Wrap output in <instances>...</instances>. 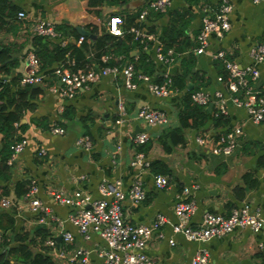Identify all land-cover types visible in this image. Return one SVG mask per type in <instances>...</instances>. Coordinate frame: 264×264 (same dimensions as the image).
Here are the masks:
<instances>
[{
  "label": "crops",
  "instance_id": "0c3cea01",
  "mask_svg": "<svg viewBox=\"0 0 264 264\" xmlns=\"http://www.w3.org/2000/svg\"><path fill=\"white\" fill-rule=\"evenodd\" d=\"M10 1L17 6L18 12H24L25 17L15 16V31L11 30L9 22L0 27V48L4 46L9 49V59L4 64L17 61L0 76L10 87V93H15L20 87L38 88L29 90L28 97L33 107L23 112L20 125H24V128H18L14 133L16 138L13 143L19 141L17 138H24L27 144L11 165L7 164L6 171L0 174V209L13 215L18 232L33 238L32 250L46 253L54 264H77L68 258L72 250L81 246L89 250L88 264H102L98 251L106 248L103 239L95 232L85 239L69 220V215L75 213L76 209L60 203L51 192L67 195L74 190H82L92 198L99 199L102 197L99 193L101 181L110 184L120 181L126 191L139 179L145 190V198L136 204L126 198L122 210L126 219L134 224H150L157 215L164 216L165 222L144 249L152 264H190L191 257L199 250L206 251L209 264H264V232L235 228L227 235L204 242L189 241L181 233L173 232L177 222L174 206L178 196L195 203L194 213L189 218L191 225L198 224L206 212L229 216L234 208L245 203L252 210L259 207L264 212V122L254 123L245 108L227 100L228 115L217 126L212 108L211 114L204 116L199 125L183 129L184 142L173 144V139L169 140L170 151H165L160 144L163 133L178 128L179 115L188 112L189 107L183 101L185 91L201 89L210 94L222 91L225 97L238 95L227 91L224 86L227 73L224 60H234L240 66L253 63L250 50L264 45V0H228L233 6L229 15L230 28L221 37L210 35L209 45L202 54L193 52L202 18L212 14L221 0H170L171 4L165 12L150 10L145 25L155 36L149 42V48L139 44L140 47L131 52L133 58L125 59L117 66L121 67L127 61L136 62L135 57L143 53L145 62L152 66L145 73L150 76L151 82L161 83L167 75L174 85V79L184 72L185 87H175L176 92L158 97L150 92L148 82L140 81L130 90L124 87L121 75H109L88 88H78L71 98H62L48 91L47 87L21 86L19 81L16 85L13 83L15 78L20 80L26 72L27 55L38 51L39 47L35 45L38 42L33 37L49 38L32 31L34 22L43 20L53 27L62 23L80 27L87 35H79L88 37L87 41L93 43L100 37V32H108L111 17L122 18L124 15L127 24L126 17L140 12L149 0H103L96 7H89L87 0ZM86 25L94 26L97 32L90 34L83 28ZM54 31L56 37L49 38L51 42L60 41L61 45L76 46L82 43H77L80 36L75 39ZM157 43L164 51L172 49L177 61L165 64L156 60L154 49ZM220 50L224 51L225 56L213 59L212 55ZM94 52V48L90 47L85 54L88 60L86 67L101 65L100 57L103 54L96 58ZM11 54L15 56L11 57ZM183 59L190 64L189 71L185 62L183 65ZM138 62L141 60L138 59ZM57 64L53 62L49 70H41L50 72ZM255 66L259 74L251 83L264 95V61ZM218 77L223 81L220 82ZM43 83L46 86L59 85L54 77L44 78ZM240 94L242 99L243 93ZM119 104L125 110V122L121 123L117 121ZM144 106L163 111L167 121L162 125L148 126L144 121L135 119ZM202 109L209 110L208 105L201 108L200 112L204 113ZM53 127L63 131L53 132ZM234 127H239L241 133L238 145L230 155L213 154L195 141L196 135L214 137ZM141 132H147L148 143L136 145L133 138ZM83 136L91 141L89 150L77 145V140ZM139 151L144 153L149 167L131 165ZM155 162L158 164L153 167ZM165 169L169 170L170 182L166 188L158 189L154 185V175L162 174ZM244 176L254 182L253 187L244 184ZM28 182L36 184L37 197L50 208L56 220L45 218L44 222H40V217L44 215L32 212L26 206L23 195L17 196V185L22 183L25 190ZM240 187H243V191H238ZM3 198L9 200L8 208L1 205ZM62 230L73 234L72 244L62 243ZM38 231L47 233V237L52 236L56 242L61 237L57 247L64 246L66 257H58L57 251L45 247Z\"/></svg>",
  "mask_w": 264,
  "mask_h": 264
},
{
  "label": "built area",
  "instance_id": "2783aa9c",
  "mask_svg": "<svg viewBox=\"0 0 264 264\" xmlns=\"http://www.w3.org/2000/svg\"><path fill=\"white\" fill-rule=\"evenodd\" d=\"M255 2L259 0H254ZM171 4L170 0H149L145 7L139 12L136 19L137 25L130 28L135 40L143 48H149V42L154 39V34L145 25L146 17L150 10L156 12H165ZM233 6L228 0H221L217 9L202 18V25L197 34V45L193 49L195 54H202L209 45V36L214 34L221 37L224 32L230 28L229 15ZM19 18H24V12L18 13ZM123 19L119 16H113L108 22V32L114 36H120L122 33L121 25ZM32 31L38 35L49 38L56 37L53 25L50 23L37 20L32 26ZM84 40L83 36L77 39V43ZM155 59L165 64L176 62L175 52L172 49L164 51L161 44H156L154 49ZM224 51H217L212 55L213 59L223 58ZM250 56L253 63L245 66L238 65L234 60H224V67L227 71L224 86L227 91L238 94L235 97H225L222 91H215L213 94L205 90H195L190 95V101L196 106L205 108L211 104L214 117H225L228 115L226 101L230 100L237 107L246 109L249 118L254 123L264 122V95L255 89L252 81L258 78V69L255 65L264 61V45H258L250 50ZM110 57L103 55L100 57V66H90L86 68H74L75 62L72 60L58 63L50 72H43L40 68V61L34 53H29L26 57V72L20 78L21 86L37 85L43 88L47 87L48 91L54 92L62 98H71L75 95L78 88H88L104 76L111 75L117 77L121 75L123 85L126 89H134L137 83L148 82L152 94L163 97L176 92L172 83V78L165 75V80L161 83L151 82L150 77L143 73H136L132 62H125L121 67L109 64ZM58 80L59 85L50 84L46 86L43 79L53 78ZM221 82L223 79L218 77ZM243 98L241 99V94ZM118 122H125V110L122 104L118 105ZM135 119L144 121L148 126L162 125L167 121L166 114L161 110L142 107L135 116ZM53 132H62L63 129L58 127L51 128ZM241 133L239 127L219 133L214 137L196 135L195 141L198 145L209 149L213 154L227 156L233 153L238 145V136ZM149 136L147 132H141L135 135L133 141L136 145L147 142ZM27 144L26 139L21 138L19 141L10 145L11 156L7 164L11 165L15 156L22 152ZM77 145L85 150L91 148V141L88 137L83 136L77 140ZM132 166L141 168L149 167V162L143 152L135 154L131 161ZM170 182V177L164 174L154 175V185L158 189L166 188ZM37 186L30 182L28 190L23 195L26 206L32 212H40L44 216L40 217V222L45 218L56 220L51 215L49 207L44 205L37 197ZM187 191V189H184ZM101 198L94 199L89 193L82 190H74L67 195L62 193L51 192L53 197L57 198L60 203L71 205L76 212L69 215V220L75 225L79 233L85 238L90 237L91 232L97 233L105 242L106 248L98 251L102 264H152L153 261L144 253L149 241L165 222L163 215H157V218L150 224H134L126 219L123 213L122 203L127 198L132 204L140 203L145 198V190L142 182L136 179L125 191L120 181H114L113 184L107 181H101L99 185ZM1 205L8 208L10 203L7 198L1 199ZM195 203L192 200L184 201L178 196L174 206V213L177 222L173 226L174 233H181L187 240L204 242L212 238H219L229 234L235 228H250L254 233L264 232V212L259 207L251 209L248 203L241 207L234 208L229 216L213 214L206 212L198 224H189V218L194 213ZM60 224V222H59ZM62 243L70 245L74 241V236L70 231H61ZM171 244H174L171 241ZM45 247L57 251L58 257H66L67 251L64 246L57 247L56 240L50 236L43 240ZM69 261L77 264H88L89 250L78 246L71 251ZM190 264H209L205 250H199L190 259Z\"/></svg>",
  "mask_w": 264,
  "mask_h": 264
},
{
  "label": "trees",
  "instance_id": "16d2710c",
  "mask_svg": "<svg viewBox=\"0 0 264 264\" xmlns=\"http://www.w3.org/2000/svg\"><path fill=\"white\" fill-rule=\"evenodd\" d=\"M102 2L103 0H87L89 7L99 6ZM17 12V6L10 0H0V27L2 24L9 22V24H11V30L15 31L17 29L15 16H18L20 11L18 13ZM122 14L123 12L120 15L122 16ZM138 15L139 12L133 16H127V24L125 23V16H122V33L120 36H114L107 31H102L100 32V37L93 43H89L87 41L88 37L84 36V41H82L79 46H76L75 44L61 45L60 41L57 42L54 40L57 42L54 43L51 42L49 38L38 36L33 37V40L36 39L38 42H35L36 47L37 45L39 47L38 51L35 52V55L41 63V69L49 70L53 62L61 63L62 61L69 59L75 62L74 68L86 67L88 60L86 59L85 54L88 53L90 47L94 48V55L96 58L100 57L102 54L111 56V59L109 60L110 65H118L125 59H132L133 57L131 56V52L133 49L140 47L139 42L134 39L132 33L130 32V28L137 25L136 19ZM83 28H85L90 34L97 32L96 28L92 25H86ZM54 29L63 36H73L75 39L80 36V33L73 25L62 23L54 26ZM89 44H91V46ZM49 46L52 48L50 49ZM140 55L134 59L136 60V62H133L134 69L136 73L145 74L147 72L146 69L151 70L152 66L148 61L145 62V56L143 53H140ZM8 59L9 49L3 46L0 48V75L3 72H7L8 68L11 65L14 66L15 62H17L16 60H12L13 62L11 61L4 64V62ZM138 59L141 60V62H138ZM184 62L185 60L183 59V65ZM185 63L187 67L186 70L189 71L191 66L188 62ZM17 81H19L18 77L13 80L14 85L17 84ZM184 81L185 73L183 72L182 75L174 79L173 86L177 89H183L185 87ZM36 88L38 87H20L15 91V93H10V87L0 76V174H3L7 169L8 165L6 162L8 156L11 154L10 145L16 138L14 133L18 128H24V125H20L21 116L23 115V112L33 107V104L30 102V97H28V93L31 92L29 90ZM195 90L196 89H189L185 91L183 101L187 104L186 107L189 108L187 113L183 112L179 115V127L176 129L166 130L160 137V144L165 151H170L169 144H167L169 140L173 139V144L184 142L185 139L183 137V129L199 125L201 123L200 120L204 116L211 114L210 110L202 109L204 112L202 113L200 112L202 108L201 106L191 104L190 95ZM226 117L227 116L214 117L215 126L225 120ZM192 120L195 122H192ZM17 139L20 140V138ZM141 150L144 152V149ZM157 164V162L153 163V167ZM163 173H165L164 175H168L169 170L165 169L162 171V174ZM243 182L248 187L254 186V182L249 180L248 176H244ZM28 184L25 190H23L22 183L17 185V196L24 195V193L28 190ZM238 191H243V187H240ZM37 233L40 234L42 238L41 240L46 239L47 233H44L43 231H38ZM32 244H34L33 238L27 234H21L15 229L13 215L0 209V264H54L51 257H49L46 253L32 250Z\"/></svg>",
  "mask_w": 264,
  "mask_h": 264
},
{
  "label": "water",
  "instance_id": "95a60500",
  "mask_svg": "<svg viewBox=\"0 0 264 264\" xmlns=\"http://www.w3.org/2000/svg\"><path fill=\"white\" fill-rule=\"evenodd\" d=\"M76 29H77V31H78L80 34H82V35H87V33H86L83 29H81L80 27H76ZM13 56H15V55H14V54H11V57H13ZM5 62H7V61H5ZM208 109H209V110L211 109V104L208 105ZM60 240H61V237H58V238H57V242L59 243Z\"/></svg>",
  "mask_w": 264,
  "mask_h": 264
},
{
  "label": "rangeland",
  "instance_id": "374dc122",
  "mask_svg": "<svg viewBox=\"0 0 264 264\" xmlns=\"http://www.w3.org/2000/svg\"><path fill=\"white\" fill-rule=\"evenodd\" d=\"M46 37V36H45ZM133 63V62H132Z\"/></svg>",
  "mask_w": 264,
  "mask_h": 264
}]
</instances>
